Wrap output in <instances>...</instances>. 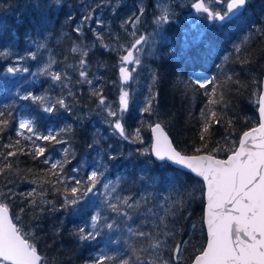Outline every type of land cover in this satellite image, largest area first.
I'll return each instance as SVG.
<instances>
[{"label": "trees", "instance_id": "1", "mask_svg": "<svg viewBox=\"0 0 264 264\" xmlns=\"http://www.w3.org/2000/svg\"><path fill=\"white\" fill-rule=\"evenodd\" d=\"M117 1L120 2L0 0V52L7 53L0 56V110L6 115L11 113L9 127L0 136V144L17 139L19 121L30 119L37 135L59 133L64 141L61 144L37 141L46 148L45 156L52 162L67 160L60 172L62 183L57 184L55 178L48 176L46 179L51 180V184H34L31 181L43 178L49 168L42 163L45 157L11 158L21 174L0 176V190L7 192L10 188L17 195L2 202L9 205L13 217L19 216V221L14 222L25 234H30L28 238L37 245L47 264H85L103 254L116 257L117 261L127 258L132 256L133 248H148L147 240L133 234L137 231L152 233L167 241V247L158 252L148 249L153 253L152 258L160 255L169 260L171 248L176 243L186 242L182 244L180 264H190L206 242L203 182L167 162L154 161L150 153L141 154L151 144L148 125L161 123L178 150L191 154L198 143L200 112L208 101L203 89L193 91L191 79L215 76L218 85L225 83L219 91L225 94L227 101V108L222 105L216 108H223L225 120L234 118L235 126L231 129L223 124L215 126L210 144L219 141L223 145L224 138L228 137L230 146L233 140L238 146L242 132L258 124L257 100L261 85L253 81H262L264 77V37L257 31L264 28L263 7L257 5L258 0H250L243 14L221 22H210L208 18L197 20L196 15H191L190 19L173 15L160 23L165 37L157 42V52L150 58L145 57L155 76L149 96L142 106L133 104L122 116L128 133L141 129L144 143L140 144L120 137L109 124L113 118L98 107V99L91 95L92 88L101 89L106 101L116 104L123 89L119 76L120 56L133 39L129 35L133 28L131 24L122 28L121 24L138 15V6L135 0H125V4L119 5ZM121 5L127 6V15L119 8ZM144 10L138 15L140 23L135 28L138 35H147L149 30L160 27L154 22L161 16L156 3L146 0ZM90 11L93 19L84 24L81 36L74 29ZM94 32L101 33L104 43L115 50L100 47ZM93 43L96 47L88 57V78L93 80L90 86L77 83L78 71L68 65L76 66L79 59L78 54L70 51L73 46ZM237 46L242 54L236 53ZM30 53H35L36 58ZM238 55L247 57L250 63L242 64ZM50 60L55 63L49 71L66 72L71 78L64 81L67 87L42 71ZM9 67L20 71L9 73ZM229 75L233 76V81L241 83L227 82ZM69 89L74 97L68 95ZM29 93L46 97L45 104L64 97L69 110L57 106L55 111L45 112V105L21 98ZM152 96H155L152 111L144 113L142 109ZM24 143L31 147L30 141ZM64 149H68L67 154ZM218 157L226 158V153L222 151ZM94 170L102 173L96 187L87 195H82L81 189L77 193L78 203L65 205L66 197L73 198L70 189L76 186L75 181L85 183ZM105 184H108L107 189ZM65 187L69 189L67 193ZM33 189L43 191V200L51 203H41L37 197L39 206L30 208L20 194ZM129 197L131 208L123 203ZM180 201H183L182 207L178 204ZM109 203L116 204L120 211H112ZM22 207L23 213L20 212ZM97 213L100 215L96 229L99 235L80 241L74 233L80 228L93 231L91 218ZM109 223L113 224L111 229L106 227ZM168 231L171 236L162 234ZM140 255L145 261L149 259L146 253ZM171 264H176L174 258Z\"/></svg>", "mask_w": 264, "mask_h": 264}, {"label": "snow or ice", "instance_id": "2", "mask_svg": "<svg viewBox=\"0 0 264 264\" xmlns=\"http://www.w3.org/2000/svg\"><path fill=\"white\" fill-rule=\"evenodd\" d=\"M217 3L226 5V10L221 13L219 11L210 10L206 6L205 0H195L192 7L197 12L207 14L208 19L224 21L234 14L236 11L244 8L248 0H216ZM140 14L145 11L140 8ZM93 19L92 12L90 11L83 17V20L78 24L74 31L83 36L84 24ZM167 15H161L156 20L157 24L166 22ZM98 24L102 23L97 21ZM140 23V16L133 15L128 20L122 22L121 27L131 24L133 31L129 33L132 37H136V25ZM259 35L264 37V28L257 29ZM96 40L99 42L100 47L107 50H115L111 45L104 43V37L101 33L94 32ZM118 39V38H117ZM145 40V37L140 36L135 38L131 45L124 49L126 54L120 56L119 76L123 82H127L135 68L129 69L126 65L133 64L139 65L141 63L136 52ZM44 47V45H40ZM96 44L92 45H78L73 46L70 51L78 54L79 59L74 67L78 71L79 80L77 83L93 84V80L88 78V57L89 53ZM237 54H242V49L237 46L235 48ZM7 55V53L0 52V56ZM33 59L36 58L35 53H30ZM23 59V57L21 58ZM227 59V57L225 58ZM237 59L242 64H249L250 61L247 57L238 55ZM55 60H50L49 64L42 69L43 72L51 76L55 82H59L62 87H67L64 83L65 80L71 78L67 73L51 72V64ZM27 71V69H23ZM20 69L15 67L7 68V72H17ZM155 80V76L153 77ZM227 82H234L240 84L239 80L233 81V76L226 77ZM261 85V90L258 95V124L250 130L243 131L237 141L233 140L231 146L228 144V137L224 138L223 145L217 141L215 145L210 144L211 137L214 132L213 129L217 125L223 124L227 129L234 128L235 119L228 118L225 120L226 112L223 108H227V101L225 94L219 91V88L225 87V83L217 82L215 76L199 79L192 78L191 84L194 86L193 91L199 89L204 90V95L208 97L207 104L201 109L200 115L202 117L201 126L198 132V143L193 146L191 154L178 150L175 146L173 139L165 131L161 123L157 122L148 125L152 133V142L149 147L144 148L141 154H152L160 161H171L177 165L190 170L197 177L202 178L204 187V198L206 200L205 223L207 225L206 245L198 249V254L194 256L191 264H264V81H253ZM69 96L74 97V93L69 89ZM91 95L98 99V107L106 111L107 116L113 118L109 121L110 126L118 132L120 137L125 140L131 139L132 143L143 144L144 140L141 136V129H135L134 134L128 133L122 123L123 113L128 111L129 108V92L121 90L119 95V108L114 110L110 104L107 103L101 89L92 88ZM24 100L31 99L33 102H38L43 107V111L51 113L59 106L69 110V105L66 103L64 97H58L54 102L45 104L46 97L36 96L29 93L21 97ZM155 96H152L146 106L142 109L144 113L152 111V101ZM217 105H222L223 108L217 109ZM11 113L6 115L5 111L0 110V136L9 127V117ZM64 129H61L63 132ZM15 140H9L7 144H0V176H7L9 173L20 175L21 170L14 165L11 158H16L19 155H30L33 160L40 157H45L42 163L49 165L46 172L43 173V178L34 179L31 183L51 184L52 181L46 179L51 176L56 179V183H62L60 179V172L63 170L64 163L67 160L50 161L45 156L46 148L37 143L43 140L52 144H61L59 133L49 132L47 135H37L33 121L30 119H21L16 130ZM30 141L31 147L28 148L24 142ZM226 153V158H218L221 152ZM67 154L68 149H64ZM114 158V157H113ZM31 173V169H27ZM102 173L92 171L87 177V181L82 183L76 180L75 187L70 189L72 199L65 198V205L78 203L79 196L77 193L81 192L82 195H87L99 183ZM105 189L108 184L104 185ZM59 190V189H57ZM67 193L68 188H64ZM17 194L9 188L7 192L0 190V264H47V259L42 257L38 251L35 243L31 242L21 227L17 226L14 220L19 221V216L13 217L10 215L9 205L2 202L9 197L14 198ZM26 200L30 208L35 209L37 204V197L40 198L41 203H51V201H44L43 191L37 192L36 189L28 193L20 194ZM131 198H125L123 203L129 208L133 207L129 204ZM180 207L183 206V201L178 202ZM108 207L114 211L119 212L120 209L116 204L109 203ZM25 209L22 207L20 212L23 213ZM179 211V208H177ZM174 214V213H173ZM127 215V213H125ZM92 229L93 231H85L80 228L74 233L80 241H88L95 239L99 232L97 229V222L100 219L99 213L92 216ZM106 227L111 229L113 224H106ZM129 231H132L129 229ZM135 236L144 238L148 241V248L141 247L139 249H132V256L121 258L117 261L116 257L106 254L98 255L85 264H171V258H174L176 264H180L182 256V244L186 242L176 243L171 248L172 257L169 260L163 259L162 256L156 255L152 258L153 253L148 249L158 252L161 248L167 247L166 240H160L158 236H153L152 233H145L137 231L133 233ZM164 236H171L170 231L162 233ZM140 253H146L149 257L145 261Z\"/></svg>", "mask_w": 264, "mask_h": 264}, {"label": "rangeland", "instance_id": "3", "mask_svg": "<svg viewBox=\"0 0 264 264\" xmlns=\"http://www.w3.org/2000/svg\"><path fill=\"white\" fill-rule=\"evenodd\" d=\"M191 1L192 0H156V5H157L156 8L161 12L160 15L166 14L167 17L173 16V15H176V16L181 15V16H184V18L190 19L191 15L195 13V12H191L190 10ZM116 3L117 5L121 3L125 4V0H120V2L117 1ZM135 3L138 6V9L140 10V8H144L146 0H135ZM176 3L180 7V10ZM256 3L258 6L262 4L263 10L261 14L264 17V0H258V2ZM139 12L140 11H137V13ZM196 16H197V20H205V18L203 19L201 15H196ZM157 28L154 30L153 29L149 30L148 34L145 35L144 42L139 46L140 49H139V52L136 53V55L139 57L141 63L139 65L133 66V68H135V71L132 72V77H131L130 82L128 84H123L120 80L121 85H123V90H126L129 92V97H130L129 107L133 104H134L133 106H137V105L138 107L142 106L149 96L152 83L154 80L153 79L154 71H153L152 65L147 60H145V57L147 58L152 57L155 54V52H157V42L160 40H163L165 37L163 26L160 24V27L158 29ZM140 36H143V35L136 34L135 38H138ZM135 38L133 37L131 43L133 42ZM129 46H126L125 48ZM123 54H125V52ZM107 103L110 104L112 108L115 107L113 108L114 110H118L119 99L117 100L116 104L112 102H107Z\"/></svg>", "mask_w": 264, "mask_h": 264}, {"label": "flooded vegetation", "instance_id": "4", "mask_svg": "<svg viewBox=\"0 0 264 264\" xmlns=\"http://www.w3.org/2000/svg\"><path fill=\"white\" fill-rule=\"evenodd\" d=\"M205 3H206V6H208L209 8H210V10H214V11H219V12H221V13H223L225 10H226V5H224V4H220V3H217L216 2V0H205ZM177 6H178V4H177ZM123 12H128V8H127V6L126 5H121L120 7H119ZM137 11H139V9H137ZM242 12V11H241ZM241 12H238V13H241ZM242 14H243V12H242ZM203 15V19L205 18V20L208 18L207 17V14L206 13H203L202 14ZM228 19V18H227ZM211 22H214V21H218V22H221V21H219V20H211V19H209ZM143 37H145V35H143ZM139 47V46H138ZM140 49V48H139ZM139 52V51H138ZM138 52H136V53H138ZM133 64H131L130 66H129V69H133Z\"/></svg>", "mask_w": 264, "mask_h": 264}, {"label": "water", "instance_id": "5", "mask_svg": "<svg viewBox=\"0 0 264 264\" xmlns=\"http://www.w3.org/2000/svg\"><path fill=\"white\" fill-rule=\"evenodd\" d=\"M191 7H192V5H191ZM193 8V7H192ZM243 9V8H242ZM242 9H240V10H242ZM193 10L194 11H196V9H194L193 8ZM240 10H238V11H240ZM238 11H236V12H238ZM197 12V11H196ZM235 12V13H236ZM130 65V64H129ZM129 65H126V67H128ZM132 77V76H131ZM130 80H131V78L127 81V82H123L122 80H121V82L123 83V84H127V83H129L130 82ZM262 81H264V77H263V79H262ZM163 126V125H162ZM257 126V125H256ZM164 127V126H163ZM255 127V126H254ZM251 129V128H250ZM250 129H248V130H250ZM165 131H166V129H165ZM247 131V130H246ZM167 132V131H166ZM118 133V132H117ZM168 133V132H167ZM151 136H152V133H151ZM170 136V135H169ZM171 138V137H170ZM151 142H152V138H151ZM151 156H152V158H153V160L154 161H156V162H167V163H169V164H171L172 166H174V167H176V168H178V169H181V170H183V171H186V172H189V173H191L190 172V170H188V169H186V168H184L183 166H181V165H177V164H175V163H173V162H171V161H160V160H158L154 155H152L151 154ZM218 158H220V157H218ZM221 159H223V158H221ZM193 176H195V177H197L194 173H191ZM198 179H200V180H202V178H199V177H197ZM203 182V181H202ZM204 201H205V204H204V210H203V223H204V228H205V233H206V237H207V225H206V223H205V211H206V200H205V198H204ZM11 215V214H10ZM205 245H206V242H205ZM191 264V263H190Z\"/></svg>", "mask_w": 264, "mask_h": 264}, {"label": "bare ground", "instance_id": "6", "mask_svg": "<svg viewBox=\"0 0 264 264\" xmlns=\"http://www.w3.org/2000/svg\"><path fill=\"white\" fill-rule=\"evenodd\" d=\"M117 20V19H116ZM114 22V21H113ZM112 24V23H111ZM117 24V23H116ZM114 25V24H113ZM127 27V26H126ZM128 30V29H127ZM104 31V30H103ZM119 31H121V30H119ZM122 32H124V31H122ZM103 33V32H102ZM119 34V33H118ZM125 34V33H124ZM117 36V35H116ZM121 36V35H120ZM117 37H119V35L117 36ZM123 37V36H122ZM117 39V38H116ZM121 39V38H120Z\"/></svg>", "mask_w": 264, "mask_h": 264}]
</instances>
